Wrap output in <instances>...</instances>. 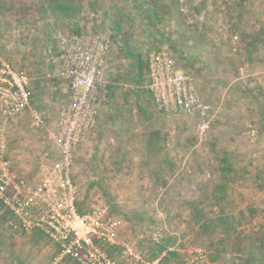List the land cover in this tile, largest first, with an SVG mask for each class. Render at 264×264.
<instances>
[{"label":"rangeland","instance_id":"374dc122","mask_svg":"<svg viewBox=\"0 0 264 264\" xmlns=\"http://www.w3.org/2000/svg\"><path fill=\"white\" fill-rule=\"evenodd\" d=\"M98 36L110 48L100 115L76 155L79 206L105 207L120 221V238L145 260L165 246L177 254L169 264L196 249L211 264H243L264 235V0H0V65L28 76L41 96L33 106L48 110L51 129L68 100V82L56 74L63 41ZM162 48L209 107L204 122L152 104L147 59ZM18 124L27 127L25 140ZM32 124L29 112L0 116L2 133L12 134L10 152L25 151L24 165L37 174L54 160L53 147L43 161L33 158L29 146L42 138ZM220 215L234 227L228 237L211 222ZM11 222L0 205V264H71L56 261L52 241H36ZM112 253L120 264H137Z\"/></svg>","mask_w":264,"mask_h":264},{"label":"built area","instance_id":"2783aa9c","mask_svg":"<svg viewBox=\"0 0 264 264\" xmlns=\"http://www.w3.org/2000/svg\"><path fill=\"white\" fill-rule=\"evenodd\" d=\"M58 51L59 75L68 82L69 98L48 131L46 116L34 108L28 76L9 63L0 65V116L15 120L29 112L33 127L48 131L54 160L42 167L36 183L15 171L6 156V137L0 129V205L9 213L12 226L25 232L39 230L60 247L58 260L76 264H120L113 256H133L137 264H169L171 248L145 260L120 238V221L105 207L79 212V187L75 175L78 150L96 127L100 99L98 89L107 66L109 42L101 36L63 41ZM148 89L152 104L163 114L198 116L203 122L209 107L199 98L192 78L179 71L167 49L147 59ZM207 125H204L205 128ZM163 239L161 229L154 234ZM56 264V262L54 263ZM181 264H211L203 250H194Z\"/></svg>","mask_w":264,"mask_h":264},{"label":"crops","instance_id":"0c3cea01","mask_svg":"<svg viewBox=\"0 0 264 264\" xmlns=\"http://www.w3.org/2000/svg\"><path fill=\"white\" fill-rule=\"evenodd\" d=\"M4 19V18H3ZM58 66V65H57ZM56 74H57V76L60 78L61 76L59 75V68L58 67H56ZM28 88H29V91L31 92V101H32V104L34 105V103H35V105H38V104H41V102H39L40 100H39V98L41 97L40 96V94H38V93H34V91H33V89H31V87H30V85H29V82H28ZM67 93H68V98H69V92H68V88H67ZM39 97V98H38ZM62 106V104L60 105V107ZM60 107H59V109H58V115H59V111H60ZM40 111V110H39ZM45 116H46V120H47V123H48V118H49V116H50V113L48 112V110L47 111H41ZM99 115H100V113H99ZM57 122V121H56ZM55 122V123H56ZM54 123V124H55ZM33 125V124H32ZM35 130V129H34ZM37 130V129H36ZM50 130H52L51 128H50V126H48V131H50ZM15 131L16 132H18L19 133V136H20V138L19 139H23V140H25L29 135L28 134H26L27 132L26 131H28L27 130V127L26 126H24V125H21V124H18V125H16L15 126ZM38 131V130H37ZM48 131H45V132H43V133H41V132H36V133H38L39 134V137L38 138H42V139H39L40 141H38V142H35L34 144H32V145H30L29 146V148L30 149H32L33 151H32V153H33V158H36V157H38V159H40V161H43V159L45 158V156H44V151H45V149L47 148V147H50V144H51V138H50V136H49V133H48ZM14 132V131H13ZM92 133H90V135H91ZM12 135V134H11ZM11 135H9V134H7L5 137H6V156H7V158L10 160V163H11V165H12V167H13V169L15 170V171H17L19 174H21L22 176H24V177H26L31 183H36L37 182V180L39 179V177H40V174H41V170H42V167H43V165L42 166H40V168H39V171H38V173L36 174H34L33 172H31L30 173V169H29V167H27L26 165H24V163L23 162H25L26 160H27V158H28V155H26V152L25 151H22V154L20 155V156H14V155H12V153L10 152V150H9V147L11 146L10 144H12L11 143V141H12V137H11ZM90 135H89V137H90ZM27 136V137H26ZM89 137H88V139H89ZM7 138H8V140H7ZM49 139V140H48ZM87 139V140H88ZM88 142V141H87ZM86 143V142H85ZM84 143V144H85ZM84 146V145H83ZM82 146V147H83ZM53 155V158L55 157L54 155V152L52 153ZM47 155V154H46ZM15 159V160H14ZM51 163V162H50ZM16 164H23L24 165V167H22V166H16ZM79 202V201H78ZM78 205H79V203H78ZM83 212H84V210H83ZM8 215H9V213H8ZM9 218L10 219H13L10 215H9ZM31 233V236L30 237H32L33 239H35V238H37V239H35L36 241L37 240H41V239H47V240H49V241H52L50 238H48L45 234H43L41 231H39V230H33L32 232H30ZM54 244H55V246H56V252L57 253H59V255H60V247H59V245L56 243V242H54V241H52ZM173 253V252H172ZM176 254V253H175ZM177 256V255H176ZM175 256V257H176ZM171 257V256H170ZM172 257H173V254H172ZM172 257H171V259H172ZM174 257V258H175ZM63 259H68V261L71 263V264H76L74 261H72L71 259H69V258H63ZM171 261V260H170Z\"/></svg>","mask_w":264,"mask_h":264},{"label":"trees","instance_id":"16d2710c","mask_svg":"<svg viewBox=\"0 0 264 264\" xmlns=\"http://www.w3.org/2000/svg\"><path fill=\"white\" fill-rule=\"evenodd\" d=\"M222 162L225 165L224 168L229 171L231 169V166H230V163L227 161V158H223ZM225 187H226V184H223L221 188H223V190H224ZM216 198H217V196H216ZM78 207H79V212L82 213L83 212L82 208L79 205H78ZM199 213H200V211H199ZM227 218L229 219L230 217H224V216L220 215V216L216 217V219L211 220V222L220 223L223 226V228H224L223 231H224V233H226V237H228L230 235L231 230H234V227H232V225L226 221ZM209 222H204L202 226L205 227L206 229H209L210 228ZM238 224H241V222H238ZM256 243H257V249L252 251L250 254V257H248L246 260L242 259L243 264H260V263L264 262V235L259 236L256 239ZM165 248H166L165 246H160L157 253L154 255V257H156L157 254L161 253ZM222 250L226 251L227 249L224 248ZM218 252H221V250ZM240 252L242 253L243 250L240 249ZM172 254H173V257H175L177 255L175 253H170L171 257H172ZM171 257L169 260H171ZM215 259H217V257H214L213 260H215Z\"/></svg>","mask_w":264,"mask_h":264}]
</instances>
